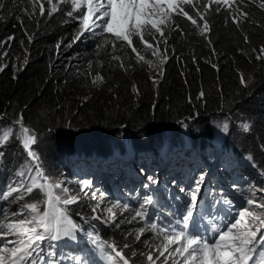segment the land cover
I'll return each mask as SVG.
<instances>
[{
    "label": "trees",
    "instance_id": "16d2710c",
    "mask_svg": "<svg viewBox=\"0 0 264 264\" xmlns=\"http://www.w3.org/2000/svg\"><path fill=\"white\" fill-rule=\"evenodd\" d=\"M261 3L264 0H236L240 11L248 13L238 27L232 11L213 5L205 16L210 27L205 35L185 17L174 15L175 24L163 28L164 37L156 33L155 40L152 36L146 38L153 44L159 41L161 56H166L161 78L154 83L145 64L137 63L131 49L111 34L97 29L95 34L85 32L75 40L81 26L78 19L65 15L63 9L69 5H61L62 11L49 16L45 3V15L40 16L38 9L32 14L31 0H0V114L16 117L20 112L29 129L63 137L69 141L72 153L76 152L74 148L81 149L84 163L79 172L85 175L106 174L113 165L109 162L116 151L106 145L104 137L139 144L137 151L140 145H146L155 149L153 154L157 153L158 158H165L174 151L172 144H208V138L216 136L212 134L216 117L226 119L228 129H233L224 139L218 137L219 148L223 152L231 150L240 158L248 157L264 168V60L256 58L264 47ZM184 7L189 10L191 6ZM198 24L202 26L203 22L198 19ZM112 42L116 43L115 50ZM133 44L141 45L137 37H133ZM241 74L247 86L241 83ZM98 76L103 79L93 83ZM97 85L100 91L83 94V90ZM174 123L179 126L174 127ZM245 123L251 126L248 132L242 128ZM165 126L184 132L187 142L181 140V134L168 141L169 137L162 135L168 130ZM121 129L131 135H123ZM59 157L60 162L71 165V156ZM76 159L81 162L78 156ZM4 162L0 175L6 173L2 168L7 169L10 163L6 159ZM227 165L223 172L230 174ZM122 173L127 178L134 175L131 163ZM136 177L131 181L138 183ZM192 181L182 180V188L191 186ZM210 190L207 188L204 195ZM162 194L160 191L157 208L173 215L168 207L172 202ZM175 198L180 212L190 210L191 203L185 204L180 196ZM101 199L111 201V196L101 195ZM69 209L83 231L114 243L130 258V264H148L149 253L154 259L158 255L155 249L163 234L152 231L142 219H133L130 211L111 226L97 221L79 200ZM1 220L0 234L4 227ZM142 228L143 235L137 239ZM105 250L114 255L110 249Z\"/></svg>",
    "mask_w": 264,
    "mask_h": 264
},
{
    "label": "snow or ice",
    "instance_id": "6c2138e0",
    "mask_svg": "<svg viewBox=\"0 0 264 264\" xmlns=\"http://www.w3.org/2000/svg\"><path fill=\"white\" fill-rule=\"evenodd\" d=\"M45 3L49 6V16L62 11L61 5H69L63 9L65 15L78 19L81 26L75 40H79L85 32L95 34L99 29L102 33L111 34L115 41L123 42L136 54L138 62L143 61L150 67L157 65H154L152 60H145V56L140 54L137 46H134L133 37H139V43L143 44L146 49H151L152 56L156 57L160 64H163L166 62V56H161L159 41H156L155 44L150 43L145 39V35L152 36L154 40L156 33L160 37H164L163 28L172 27L175 24L174 15L185 17L192 25L199 28L201 35L210 31L205 16L213 10V5L232 11L234 13L232 19L237 27L240 19H246L248 16V13L240 11L236 0H203L202 4L199 0L196 2L194 0H55V2L54 0H31L32 14L35 15L38 9L39 15L44 16ZM185 5L191 6L189 10H185ZM234 5H236L235 8ZM260 8L264 9V3L260 4ZM215 10H219V8ZM198 19L203 22L202 26L198 24ZM8 39L11 40L13 37ZM245 40L247 41V37ZM112 48L115 50V42H112ZM259 53L256 57L257 60H264V47L259 49ZM3 55L6 56L7 53ZM113 59L119 60L120 57L114 56ZM121 67H123L122 62ZM102 79L98 76L93 83ZM240 80L247 86L243 74H241ZM200 95L202 97L203 92ZM16 124L19 125V134L16 138L21 141L28 157L36 162L35 170L34 173L32 169L27 170L29 174L27 182L23 179L25 170L19 171L17 176L20 179L9 183L4 190L0 191V199L8 201L11 198L12 201H19L23 200L25 195L32 194L34 190H39L38 195L43 194L44 196V210H41L38 203H25L19 213H12L13 216L23 217L27 210L29 217L4 225L7 229L6 235H14L17 239L9 240L0 246V264H43L40 251H42L41 245L46 240L59 241L61 238H69L76 241L77 233L83 231L69 217L66 210V206L76 203L79 197L71 195L69 189L63 187L61 183L50 180L41 168L39 157L32 147L37 142L36 135L30 134L29 128L23 124V116L16 121ZM223 127L226 132L228 130L227 123ZM242 128L248 132L251 126L245 123ZM12 136L11 128L0 129V147ZM203 179L204 175L201 174L196 181L195 190L191 192L192 207H195L200 181ZM90 183L91 181H85L83 188H87ZM57 189L60 190L59 193L56 192ZM257 191H264V189L251 190V197L246 200V205L236 212L223 229H216L215 238L211 240L198 233L188 231L190 223L193 222V211L188 210L182 220L177 221L180 230L161 229L163 239L155 249L158 255L154 259L153 254L149 253L146 256L148 264H169L170 260L172 264H250V262L258 264V262H264V233L261 232V229L264 228V212L258 211L264 209V199L256 198ZM153 203V197L146 195L141 206L142 210L135 211L132 218L146 219L147 211L144 205H153ZM225 203L230 209L234 207L233 201L230 199ZM119 206L117 204L113 207ZM124 207L127 210V206ZM107 212L109 219L114 222L116 213L113 208L109 207ZM95 219H100V217L97 216ZM150 229L156 231L157 224L152 223ZM143 232L142 228L137 239L143 235ZM86 235L89 240L97 243L102 252L105 248L111 250V253L114 254L108 256L111 264H130V258L114 243L100 241L99 237L93 236L91 233H86ZM258 236L259 239H257ZM9 245L12 246L9 247ZM74 259L81 261L80 256H76Z\"/></svg>",
    "mask_w": 264,
    "mask_h": 264
},
{
    "label": "rangeland",
    "instance_id": "374dc122",
    "mask_svg": "<svg viewBox=\"0 0 264 264\" xmlns=\"http://www.w3.org/2000/svg\"><path fill=\"white\" fill-rule=\"evenodd\" d=\"M147 37L150 36L145 35V39ZM137 38L139 39V37ZM137 49L141 55L145 56V60H152L153 64L157 66L150 67L143 61L138 62L135 53L133 54L134 60L137 63L145 64L152 78L159 81L164 63L160 64V61L152 56V50L146 49L143 44L139 45ZM98 87L100 86L97 85V87L90 90H83V94L89 96L94 91H100ZM20 117V112L16 117L0 114V129L11 128L13 130V136L0 147V168L3 167L2 163H5V159L10 161L7 169L2 168V172L4 173L6 171V173L0 175V191L4 190L9 183L20 179L17 176L19 171L25 170L23 179L27 182L29 180L27 170L32 169L33 173L35 170L34 165L36 162L28 157L26 150L22 147L21 141L16 138L19 134V125L16 124V121ZM178 122L180 123V121ZM179 123H174L173 126L178 127ZM212 123L213 127H215L212 134L214 133L216 136H212V139L208 138L209 140L206 141L208 144H204L203 146L189 144V147L178 145L177 143L174 145L172 144L171 147L174 151L165 158H158L157 153L153 154L155 149L147 148L146 145H140V150L137 151L135 148L138 147L139 144H132L129 140L122 143L118 138L104 137L106 145L112 146V150L116 151L115 155L112 156V160L109 162V165H113L108 172L107 170L105 171L107 172L106 174L93 172L94 174L88 175L79 172V169L81 167L83 168L84 163V160L79 155L82 153L80 151L81 149L74 148L76 152L72 153L70 152L71 150H69L71 148L69 141H65L63 137H54L46 133L41 134L43 132L38 133L31 129L29 130L30 134H35L37 137V142L32 147L41 157L42 161H39V163L44 173L52 182L61 183L63 187L68 188L71 195L78 196V200L86 204L91 210L94 218L97 216L100 217V219H96L97 221L105 225H116V221L125 218L126 212L130 211L131 214H134L135 211L142 210L141 206L143 205L144 197L146 195H151L154 199V203L153 205H144L147 211V218L142 219V221L148 226L152 223L157 224L156 231L162 234L163 232L161 229L167 228V221L157 213L160 210L157 208V203L161 199L160 191H163L162 197H166L168 201L179 203L175 197L180 196L184 199L185 204L189 202L192 203L191 192L195 190L196 181L199 176L203 174L204 179L200 182L197 197L201 198L207 188H209V190L213 189V193L221 197L222 202L225 198H228L237 203L234 205L233 210L230 209L231 213L235 215L236 212L246 204L231 198L228 195L230 191L251 196V190L264 189L263 167L257 166L250 161L248 157L240 158L231 150L223 152L222 149L219 148L217 144L218 137L224 139L226 133L233 130L228 129L226 132L224 131V124L227 123L229 128V122L226 119L222 120L216 117ZM165 129L168 130H164L162 135L168 136V141L176 137V134H181V140L187 142V136H185L186 138L184 139L185 134L184 132H179V129L166 126ZM121 131L123 135L128 137L131 135L126 133L127 131L125 129H121ZM92 141L95 142L97 139L93 138ZM9 148H15L16 150H8ZM61 148H65L66 150L62 151ZM211 151L213 154H211ZM57 153H60L59 155L62 157L71 156L69 157L70 160H72L71 165H69V163L65 164V162H60V157ZM77 156L80 158L81 162H79V159H76ZM130 163L134 175L127 178L122 172ZM121 164L122 166H120ZM226 164H228L227 166L232 170L230 174L223 172ZM233 172L235 177H233ZM114 173H116L115 176H113ZM188 175L191 177H186ZM135 176H137L136 178L138 180L140 179L141 182L134 183V180L131 181ZM191 178L193 179L191 186H187L186 189H183L181 186L182 180L186 179L187 181H191ZM85 181H91L87 188H83ZM38 191L39 190H34L32 194L25 195L24 199L19 201H12L11 198L8 201L0 199V218L2 217L1 222L3 226L8 223L16 222L21 218L29 217L27 210H25L23 217L12 215L13 212L19 213L25 203H38L43 211L44 196L43 194L38 195ZM59 191V189L56 190L57 193H59ZM105 194L111 196V201H102L101 195ZM256 198L264 199V191H257ZM196 202L197 200L195 203ZM117 204L120 206L113 207ZM125 205L127 206V210H125ZM70 206L71 204L66 206L67 214L75 222L77 219L70 214ZM109 207H112L113 211L116 213L114 222L109 219V214L107 212ZM221 207H225V204H222ZM258 211L264 212V209ZM215 213L222 212L215 210ZM149 216H151L150 219ZM212 216L213 214L211 213L210 217ZM136 219L141 218L136 217ZM181 220L182 218H179V221ZM199 227L201 229L199 232H203L200 234L202 237H207L209 239L210 237H214L213 231L210 233V230L206 229L203 222L199 223ZM169 230L178 231L180 229L170 227ZM190 232L193 233V231ZM261 232L264 233V228L261 229ZM6 233L7 229L3 227V231L0 234V246H3L9 240L17 239L16 236L11 234L6 235ZM86 233L87 231L77 233L76 241H72L69 238H61L59 241L46 240L41 245L42 251H40L43 264H111L108 258L111 254L106 252L105 249L102 252L97 243L88 239ZM257 239H259V236ZM11 246L12 245H9V247ZM49 253H52V255H49ZM76 256H80L81 261H75L74 258Z\"/></svg>",
    "mask_w": 264,
    "mask_h": 264
}]
</instances>
